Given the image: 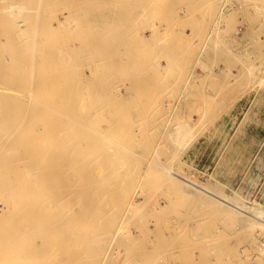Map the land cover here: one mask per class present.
<instances>
[{"label": "rangeland", "instance_id": "rangeland-1", "mask_svg": "<svg viewBox=\"0 0 264 264\" xmlns=\"http://www.w3.org/2000/svg\"><path fill=\"white\" fill-rule=\"evenodd\" d=\"M177 170L264 205V0H0V257L264 264Z\"/></svg>", "mask_w": 264, "mask_h": 264}, {"label": "bare ground", "instance_id": "bare-ground-1", "mask_svg": "<svg viewBox=\"0 0 264 264\" xmlns=\"http://www.w3.org/2000/svg\"><path fill=\"white\" fill-rule=\"evenodd\" d=\"M13 10L19 13L22 12L27 13L30 10V8L21 4L18 5L17 7H13ZM179 136L181 138L180 140L183 142V147H188L190 142L193 140V138L188 133L185 134L179 132ZM164 173H165L164 175L167 178V181L168 179H170L171 181L173 180L172 182H176L177 184H180L179 187H181L183 192H181V190L178 191L176 187L178 194L185 193L186 190L188 191L190 190L192 193L190 191L189 192L191 193V195L194 194V196L190 197L189 195V197L190 198L193 197L194 199H197L199 196L198 199L203 201L201 203H204L205 206L208 207L209 211L211 209H212L211 212L215 210L214 215L218 216V214H220L223 216V218L227 219L228 221L232 222L234 225L238 227H242L244 229H254V231H260L261 233L260 240L262 242L263 252H264V205L262 203L258 201H247L245 198L242 197V195H240V193L237 192L235 193L233 192L234 194H230L217 190L208 181H202L191 173L181 174L180 171L178 172V170L177 172L170 171L168 173L167 172ZM182 186L184 187V189ZM188 191L185 194L188 195ZM187 195L186 197H188ZM197 200H194L196 204H198ZM199 200L198 202L200 203ZM201 203L200 205H202ZM216 211H218V213H215ZM91 250H92L91 253L93 254L95 253V255L93 256L96 257L97 253L95 251L93 252V248ZM22 252L24 253L23 256H21L20 253L16 251L14 253L3 251L0 260H2L1 262L8 264H48L45 263L46 260L43 258L41 254H38V257L36 258H31L34 256L36 252L34 253V251L25 248L22 250ZM89 255L88 257H90ZM78 264H91V262L84 258L81 261H79Z\"/></svg>", "mask_w": 264, "mask_h": 264}]
</instances>
